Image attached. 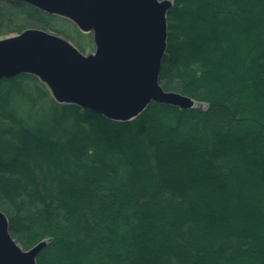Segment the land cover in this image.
Listing matches in <instances>:
<instances>
[{"label":"trees","instance_id":"1","mask_svg":"<svg viewBox=\"0 0 264 264\" xmlns=\"http://www.w3.org/2000/svg\"><path fill=\"white\" fill-rule=\"evenodd\" d=\"M171 2L159 83L203 108L117 121L0 80V210L23 249L46 240L36 264H264V0ZM57 20L0 0V38Z\"/></svg>","mask_w":264,"mask_h":264},{"label":"water","instance_id":"2","mask_svg":"<svg viewBox=\"0 0 264 264\" xmlns=\"http://www.w3.org/2000/svg\"><path fill=\"white\" fill-rule=\"evenodd\" d=\"M66 18L92 33L94 52L81 53L68 40L29 27L0 38V80L36 75L61 103H74L117 121L136 117L154 101L180 108L195 100L159 83L171 0H22ZM46 245L23 249L0 210V264H36Z\"/></svg>","mask_w":264,"mask_h":264},{"label":"rangeland","instance_id":"3","mask_svg":"<svg viewBox=\"0 0 264 264\" xmlns=\"http://www.w3.org/2000/svg\"><path fill=\"white\" fill-rule=\"evenodd\" d=\"M50 15H52V14H50ZM55 16H57V15H55ZM58 17H60V16H58ZM61 18H63V17H61ZM64 19H66V18H64ZM54 22L55 23H52V27L50 28V30H48V32L53 33V34H56V35H58L60 37L65 38L72 45H74L81 53H83L85 55H88V54H91V53L94 52L95 46H94V43H93V40H92V35L89 36L87 33L80 31L73 22L72 23L75 25V28L74 27L73 28H70L69 27V24H67V22L58 21V20L57 21H54ZM254 28H257L258 33L259 34L260 33L262 34L261 28L258 29L259 28L258 26H255ZM254 42H255V40H254ZM81 45H83L84 48L79 49ZM48 90H49V88H48ZM195 105H196L197 108H203V107H205V103L198 102V101H195ZM263 112H264V104H263ZM124 144L127 147H133L132 143L129 142V141L124 142ZM173 162L174 163H177L179 165V167L185 168V166L187 164H189V162H191V161H190V159H188L186 161H183V160H175L174 161L173 160ZM205 181H201V182H203V185L204 186L206 185V182ZM210 192H212V191H209L207 194H209ZM210 205L211 206H215V207L216 206L219 207V202H215V203L210 202Z\"/></svg>","mask_w":264,"mask_h":264}]
</instances>
